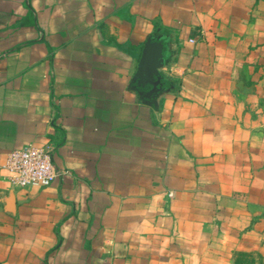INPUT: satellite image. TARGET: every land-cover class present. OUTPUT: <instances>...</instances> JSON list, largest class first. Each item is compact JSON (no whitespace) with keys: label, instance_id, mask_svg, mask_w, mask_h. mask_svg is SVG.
Listing matches in <instances>:
<instances>
[{"label":"crops","instance_id":"1","mask_svg":"<svg viewBox=\"0 0 264 264\" xmlns=\"http://www.w3.org/2000/svg\"><path fill=\"white\" fill-rule=\"evenodd\" d=\"M47 144L54 182L9 185L7 154ZM247 252H264V0H0V264Z\"/></svg>","mask_w":264,"mask_h":264},{"label":"built area","instance_id":"2","mask_svg":"<svg viewBox=\"0 0 264 264\" xmlns=\"http://www.w3.org/2000/svg\"><path fill=\"white\" fill-rule=\"evenodd\" d=\"M2 169L12 187H47L60 172L52 163L51 145H29L15 149L6 156Z\"/></svg>","mask_w":264,"mask_h":264},{"label":"water","instance_id":"3","mask_svg":"<svg viewBox=\"0 0 264 264\" xmlns=\"http://www.w3.org/2000/svg\"><path fill=\"white\" fill-rule=\"evenodd\" d=\"M163 59V45L159 41L148 39L142 49L141 57L138 63L137 71L133 80L138 85H150L152 88L147 93L150 97L153 92L157 91L156 86L159 84L158 67Z\"/></svg>","mask_w":264,"mask_h":264},{"label":"rangeland","instance_id":"4","mask_svg":"<svg viewBox=\"0 0 264 264\" xmlns=\"http://www.w3.org/2000/svg\"><path fill=\"white\" fill-rule=\"evenodd\" d=\"M264 255V252H262ZM245 256L239 257L236 255L234 261L238 258L239 264H264V256L259 252L244 253ZM230 262V261H229ZM223 264V263H222Z\"/></svg>","mask_w":264,"mask_h":264},{"label":"trees","instance_id":"5","mask_svg":"<svg viewBox=\"0 0 264 264\" xmlns=\"http://www.w3.org/2000/svg\"><path fill=\"white\" fill-rule=\"evenodd\" d=\"M237 256L239 258V257L245 256V254L244 253H239ZM238 258L233 262V264H239ZM247 264H250V263H247Z\"/></svg>","mask_w":264,"mask_h":264}]
</instances>
